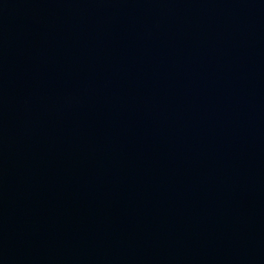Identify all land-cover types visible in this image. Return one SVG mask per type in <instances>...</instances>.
<instances>
[{
    "label": "water",
    "instance_id": "95a60500",
    "mask_svg": "<svg viewBox=\"0 0 264 264\" xmlns=\"http://www.w3.org/2000/svg\"><path fill=\"white\" fill-rule=\"evenodd\" d=\"M0 264H264V0H0Z\"/></svg>",
    "mask_w": 264,
    "mask_h": 264
}]
</instances>
